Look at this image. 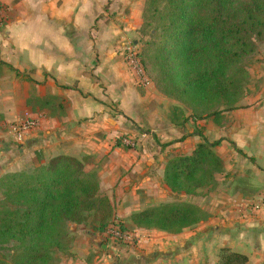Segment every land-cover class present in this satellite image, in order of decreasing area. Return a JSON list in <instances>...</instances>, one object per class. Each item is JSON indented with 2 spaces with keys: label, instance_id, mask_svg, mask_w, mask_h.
Here are the masks:
<instances>
[{
  "label": "crops",
  "instance_id": "0c3cea01",
  "mask_svg": "<svg viewBox=\"0 0 264 264\" xmlns=\"http://www.w3.org/2000/svg\"><path fill=\"white\" fill-rule=\"evenodd\" d=\"M144 3L0 0V176L19 172L22 164L5 127L24 113H40V128L19 140L31 157L30 168L58 156L84 162L115 219L127 224L143 211L187 200L164 183L167 156H190L203 141L217 142L212 151L223 166L217 186L209 196L188 201L207 211V221L177 235L130 222L137 242L120 249L119 259L112 260L117 248L109 243L98 255V236L92 235L88 260L80 264H178L180 244L196 241L197 234L202 240L214 235L219 248L245 256L246 264H264V49L249 70L252 86L236 109L216 121L186 114L176 122L171 111L180 105L159 94L129 61ZM35 104L39 108L31 107ZM197 124L201 132L194 131ZM142 131L153 138L146 146L119 145L120 137ZM173 138L177 143L168 145Z\"/></svg>",
  "mask_w": 264,
  "mask_h": 264
},
{
  "label": "trees",
  "instance_id": "16d2710c",
  "mask_svg": "<svg viewBox=\"0 0 264 264\" xmlns=\"http://www.w3.org/2000/svg\"><path fill=\"white\" fill-rule=\"evenodd\" d=\"M142 20L138 33L148 39H139L136 59L159 94L184 106L197 121H216L237 108L250 79L245 63L256 43L264 42V0H145ZM216 145L203 141L190 156L169 160L163 173L167 188L194 196L214 185L223 169L212 151ZM98 191L96 175L66 156L50 159L32 174L4 175L0 251L11 254L10 260L0 257V264H52L55 253L67 246L68 224H85L90 217L95 231L105 235L115 216ZM207 217L196 205L174 200L131 219L138 228L177 235ZM117 226L124 231V224ZM222 252H227L222 264L247 263L243 255Z\"/></svg>",
  "mask_w": 264,
  "mask_h": 264
},
{
  "label": "rangeland",
  "instance_id": "374dc122",
  "mask_svg": "<svg viewBox=\"0 0 264 264\" xmlns=\"http://www.w3.org/2000/svg\"><path fill=\"white\" fill-rule=\"evenodd\" d=\"M139 39H140V41H145L148 39V37H143L141 40V37L138 36V45L135 48L136 51H134L135 59L137 58L136 55H138V53L141 51V47H142V44H141L142 42H139ZM262 49H264V42H257L256 47H255V52L247 59V61L245 63V66L247 68L248 73H249V70L254 65L255 59H257V56L259 55V51ZM136 61H137V59H136ZM135 65H136L135 68L137 70L141 69L139 64H138V61L136 64H133L132 66L134 67ZM249 78L250 79H249L248 83L244 86L245 89H244L243 93H245V91L249 89V86H252L250 75H249ZM179 105H180V108L178 111H174V110L171 111L172 112L171 113L172 118L176 122H180L183 119H186L185 118L186 114H188V117L190 115L189 110H187L181 104H179ZM31 107L33 109H35V108H39V105L35 104L34 107L32 105H31ZM39 114L40 113H38L36 116H31L28 113H24L21 118L9 123L5 127L7 136L10 139L9 144L13 145L14 152L21 156L20 160H21L22 164L20 166L19 172H17V173L32 174L34 169L32 170L31 169L32 167L30 168V158L31 157L27 153H25L23 150L25 143L23 142L24 143L23 144L17 138H15L11 134L9 127H11L14 123L21 122V121H24V120L29 119V118H33V119H37L39 121V127L38 128H40L41 123H42V116H40ZM184 129H182V130H184ZM143 131H145V130H143ZM143 131L139 132L137 134H134V135H128L125 137H120L119 141H120L121 145L125 148L128 147V148L133 149V150H137L140 146H143V145L146 146L147 141H153V138L149 137V135ZM194 131L195 132L196 131L201 132V127L199 126V124L196 125V128L194 127ZM30 132H28V133H30ZM28 133L24 134L23 137L28 136L29 135ZM186 136H187V131L184 130L183 134H182V138L184 139V137H186ZM182 138L180 137L179 142H182L181 141ZM177 141L178 140H175V138H173L170 140L168 145L175 144V143H177ZM156 144H157V142H156ZM166 158H167V162H168L169 160H171L175 157L172 155V156H167ZM38 160H40V159H38ZM22 166H23V168H21ZM8 173H16V172H14V171L6 172V173L2 174V176H0V178H2L4 175H6ZM221 173L222 172L215 175V184L214 185L200 189L196 193V195L188 196L187 200H184L182 202H186V203L193 202V200H195L196 198H197L196 200L199 201L198 198L202 199V197L209 196V194L212 193L217 186L216 177L218 175H221ZM1 200H2V197L0 195V201ZM172 201H170L169 203H171ZM189 204H192V203H189ZM193 205H195V204H193ZM196 206L199 207L201 210L205 211L200 206H198V205H196ZM205 212L207 213V211H205ZM207 215H208V213H207ZM114 216H115V214H114ZM207 219H208V217L206 219L202 220L200 223L207 221ZM115 222H119V221L116 219L112 220L110 223L111 226L106 231L105 235H101V234L97 233V231H95L94 228L97 227V224L94 223V219L92 217L87 218V223H85V224L69 223L68 224L67 246H66V248L64 247L60 251H57L55 253L54 260H53L52 264H80L81 260H88L89 254L87 255V252H86L87 247L86 246H87V243L89 244V242H90L88 240L92 239V235L98 236V238H96V241H97L96 252H98V255L103 254V251L101 250V246L107 245L109 243L110 246L117 248V249L113 250L114 254L111 253L112 260H113V258H115L116 260L119 259V252L118 251L120 249L127 251L128 248H132L133 245L136 244L137 240H136V237L134 236L133 231H132L133 227H131V224H130V222H132V220L130 222H128L127 224L124 223V231H122L123 233H126V235H128L130 237L131 241L124 243L121 241H117V240L114 241L113 239H111L112 237H110V232L112 231V228L115 227L114 226ZM188 234L189 233H185L184 236H188ZM200 236H201V234H197L196 241H193V239L189 238V239L185 240V243L180 244L179 250L181 252L179 254L180 257H179V263L178 264H222L223 258L227 256V252L224 253V252H222V250L226 249V250H228L229 253H234L228 248H219L217 246L218 242H214V240H216V237L214 235H209V238L204 239V240H202V238H200ZM207 240L209 241V243L206 242ZM193 242H194V246L192 245V247H191V244H193ZM207 244L209 247H207ZM191 248H192V252L187 255L188 249L191 250ZM10 254H11V251H7V249L4 251L3 250L0 251V257L6 258L8 260H10V258H9ZM114 263H115V260H114ZM86 264H94V263L91 260L90 263H86Z\"/></svg>",
  "mask_w": 264,
  "mask_h": 264
},
{
  "label": "built area",
  "instance_id": "2783aa9c",
  "mask_svg": "<svg viewBox=\"0 0 264 264\" xmlns=\"http://www.w3.org/2000/svg\"><path fill=\"white\" fill-rule=\"evenodd\" d=\"M3 22V14L2 11L0 10V25ZM129 61L131 65L136 64L137 61L135 59V55L131 54L129 57ZM136 67V65L134 66ZM39 127V121L37 119L29 118L21 122L14 123L11 127H9V130L11 134L20 140L24 134L36 129ZM114 226L112 228V231L110 232V237L114 241H121L124 243H127L130 240V237L126 235V233H123L117 226V222L114 223ZM109 233V232H108Z\"/></svg>",
  "mask_w": 264,
  "mask_h": 264
}]
</instances>
